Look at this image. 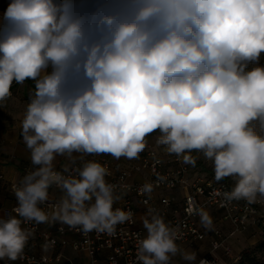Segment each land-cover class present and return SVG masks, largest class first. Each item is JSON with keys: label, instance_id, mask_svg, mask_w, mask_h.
I'll list each match as a JSON object with an SVG mask.
<instances>
[{"label": "clouds", "instance_id": "clouds-1", "mask_svg": "<svg viewBox=\"0 0 264 264\" xmlns=\"http://www.w3.org/2000/svg\"><path fill=\"white\" fill-rule=\"evenodd\" d=\"M264 0H9L0 15V103L31 80L20 121L32 168L13 182L16 206L0 216V260L24 259L33 231L59 223L115 235L133 222L110 170L88 155L138 158L153 133L185 164L200 153L224 203L264 202ZM79 167L62 170L57 157ZM165 177H158L163 182ZM152 181L140 187L151 197ZM60 195L55 198L50 190ZM189 215L212 229L209 212ZM134 264H197L177 243L180 225L147 207ZM55 241L46 238L45 253ZM47 264L48 257H42ZM199 264H206L200 260Z\"/></svg>", "mask_w": 264, "mask_h": 264}, {"label": "built area", "instance_id": "built-area-1", "mask_svg": "<svg viewBox=\"0 0 264 264\" xmlns=\"http://www.w3.org/2000/svg\"><path fill=\"white\" fill-rule=\"evenodd\" d=\"M1 128L0 120V132ZM192 155L202 160L206 167L204 170L195 172L192 165L183 163L175 155L166 158L160 149L155 148L143 151L134 159H113L106 154L85 156L84 159L98 160L110 170L111 175L106 177L110 183L127 186L125 189L117 188V194L122 198L114 207L131 210L134 214L133 222L118 225L115 235L112 236L95 231L85 234L59 223H31L25 226L33 231V236L42 245L46 238L55 241L51 249L53 253L35 254L24 251V259L15 262L5 260L2 264H44V256L48 257L47 264H74L64 254V250L68 248L81 254L87 264H134L136 240L146 234L139 218L149 206L158 209L166 221L180 225L184 235L177 243L193 244L209 240V253L197 259V264L200 260L206 261V264H223L214 252L220 250L223 255L231 257L232 248L227 244L229 238L247 231L252 225L258 226L260 233H264V202L249 204L240 200L224 203L222 206L221 198L213 193L230 191L234 181L232 178H224L217 182L211 162L205 160L200 153L193 152ZM81 163L79 158L69 166L70 170L79 167ZM139 175L143 176V179H138ZM160 176L165 177L163 182H158ZM1 179L3 175L0 172ZM146 180L157 185L150 198L139 192ZM12 183L8 185L11 193ZM190 201H195L205 210L220 212L221 218L232 224V229L228 233L214 225L210 230L205 229L199 216L187 213ZM137 203L143 206L141 211L137 208ZM11 210L12 208L5 210L4 217L9 215Z\"/></svg>", "mask_w": 264, "mask_h": 264}, {"label": "crops", "instance_id": "crops-1", "mask_svg": "<svg viewBox=\"0 0 264 264\" xmlns=\"http://www.w3.org/2000/svg\"><path fill=\"white\" fill-rule=\"evenodd\" d=\"M6 8L0 9V15L5 11ZM260 64L264 65V54H262L260 59ZM34 88V83L31 80L26 81L23 85L13 83L11 88L12 96L5 102L0 103V120L2 121V128L0 132V172L3 175V179L0 180V216H4L5 210H10L16 206V198L13 193L9 191L8 185L10 182H15L19 178L23 177L27 171L32 168L30 161V154L23 142L20 129V121L23 117V113L26 107V104L29 102L30 93ZM155 136V135H154ZM148 144L145 148L151 149L156 146V137L147 138ZM160 146V150L164 154V157H170L169 154L165 151L164 146ZM144 150V151H145ZM75 162L79 159V154ZM107 155V154H106ZM113 158L112 156L108 155ZM115 159V158H113ZM73 161L67 160L65 157H57L56 167L58 170H62L64 165L70 166ZM205 164L201 159H196V164L193 166L195 172L199 170H204ZM138 179H143V176H137ZM55 198H58L60 193L56 189L50 190ZM137 208L141 211L143 206L139 203L136 204ZM212 217L213 225L220 228L225 233H228L232 229V224L221 218L220 212L215 210H207ZM140 216V214H139ZM141 217V216H140ZM140 220V218H139ZM141 223V220H140ZM244 233V232H243ZM247 234H251L254 237L260 234V228L256 225L250 226V228L245 231ZM242 233H238L233 237H236ZM206 242L208 245V252L210 250L209 240H204L200 242H195L193 244H182L183 248L191 247L201 251V243ZM24 251H29L35 254H52L53 251H48L45 253L42 249V244L38 241L35 236L31 238ZM233 252V250H232ZM64 254L70 258L74 264H87L84 257L81 254L73 252L71 249L64 250ZM201 257L197 256V259ZM5 260H0V264ZM173 264H185L183 260H176V257L173 258ZM223 264H225L223 262Z\"/></svg>", "mask_w": 264, "mask_h": 264}, {"label": "rangeland", "instance_id": "rangeland-1", "mask_svg": "<svg viewBox=\"0 0 264 264\" xmlns=\"http://www.w3.org/2000/svg\"><path fill=\"white\" fill-rule=\"evenodd\" d=\"M9 0H0V9L7 8ZM155 135V136H154ZM158 133H153L148 138H155ZM156 150L160 149L159 145L154 146ZM227 244L232 248V256H225L222 252L216 251L215 255L221 258L225 264H264V239L261 234L257 237L251 234L242 233L236 237H231L227 240ZM187 250L193 251L191 247H187ZM198 257L207 255L208 245L206 242L201 243V251L194 249ZM176 260L181 261L182 259L177 256Z\"/></svg>", "mask_w": 264, "mask_h": 264}, {"label": "trees", "instance_id": "trees-1", "mask_svg": "<svg viewBox=\"0 0 264 264\" xmlns=\"http://www.w3.org/2000/svg\"><path fill=\"white\" fill-rule=\"evenodd\" d=\"M261 234V237H263L264 239V233H260ZM231 264H235V262H232Z\"/></svg>", "mask_w": 264, "mask_h": 264}]
</instances>
